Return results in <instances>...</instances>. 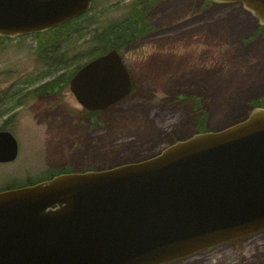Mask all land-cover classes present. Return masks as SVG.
<instances>
[{"label": "water", "instance_id": "95a60500", "mask_svg": "<svg viewBox=\"0 0 264 264\" xmlns=\"http://www.w3.org/2000/svg\"><path fill=\"white\" fill-rule=\"evenodd\" d=\"M93 0H0V38L43 33L86 13ZM237 4L264 28V0ZM68 91L85 111L130 92L115 50L82 64ZM0 132V163L15 159ZM264 231V109L194 133L138 162L61 173L0 191V264H169Z\"/></svg>", "mask_w": 264, "mask_h": 264}, {"label": "rangeland", "instance_id": "374dc122", "mask_svg": "<svg viewBox=\"0 0 264 264\" xmlns=\"http://www.w3.org/2000/svg\"><path fill=\"white\" fill-rule=\"evenodd\" d=\"M135 3L93 0L75 22L78 34L60 40L70 48L68 68L38 62V44L47 46L54 35L0 41V129L17 146L15 159L0 164V190L144 160L198 132L199 119L206 131L220 130L264 98V28L237 4L203 0H140V8H150L144 12L150 31L118 49L130 92L91 122L67 86L33 95L102 52L95 38L130 17ZM169 264H264V231Z\"/></svg>", "mask_w": 264, "mask_h": 264}, {"label": "trees", "instance_id": "16d2710c", "mask_svg": "<svg viewBox=\"0 0 264 264\" xmlns=\"http://www.w3.org/2000/svg\"><path fill=\"white\" fill-rule=\"evenodd\" d=\"M203 1H204V4L205 3L212 4L207 0H203ZM139 5H140V0H136L135 6L131 11L130 17L125 18L121 22L111 25V27L108 26V28H106V30L103 32V35H98V37L95 38L99 42L101 46L100 50L102 52H99L95 56H92V58H89L88 60H86V62L93 59L94 57H97L99 55L106 53L109 50L118 51L119 45L122 46V44L131 43L132 41H135L145 36L147 33H149L150 30L149 31L147 30V26L150 23L148 22V19L144 16V12L146 13L150 9L148 8L149 5L148 6L144 5L141 8L139 7ZM82 16L83 15L71 21H68L67 23L63 25L53 28L49 31L29 35L33 37L54 35V37L52 36L53 38H51L52 42L51 40H49V43L50 42L51 43L48 44L47 46L44 47L38 44V47H37L38 52L36 54L38 62L42 63L43 66H47L50 70H55V71L60 70L61 68H68L69 66H72V60H69L67 58V53L70 48H64L62 46V43L60 44V40L62 39L65 40L66 38H68L69 36L73 34H78V29H74V26H76L75 22L77 21V19L81 18ZM257 29H262V28L257 26ZM6 40L8 39L0 38V41H6ZM80 66L81 65L74 66L72 71L64 77L57 76L55 79L51 78V81L44 83L38 89L34 90L33 95L34 94L35 95L50 94L51 92L54 93L56 91L55 90L56 87L67 86L69 79ZM50 70L48 72V75L50 73ZM260 104L264 106V98H257V99H254V101H251L252 108H262ZM192 108L195 114L200 112V109H198L196 104H194ZM196 130L198 131L196 133L207 132L204 129L203 119L198 120V123L196 125ZM34 183H27L22 186L31 185ZM22 186H10L5 189H13V188H18Z\"/></svg>", "mask_w": 264, "mask_h": 264}, {"label": "flooded vegetation", "instance_id": "af4514ba", "mask_svg": "<svg viewBox=\"0 0 264 264\" xmlns=\"http://www.w3.org/2000/svg\"><path fill=\"white\" fill-rule=\"evenodd\" d=\"M91 5H92V2H91ZM91 5H90V8H91ZM90 8H89V10H90ZM88 10V11H89ZM87 11V12H88ZM86 12V13H87ZM85 14V13H84ZM83 14V15H84ZM140 39V38H139ZM117 53H118V55H119V57H120V59H121V62H122V64H123V61H122V57H121V55L119 54V52L117 51ZM124 65V64H123ZM125 67V66H124ZM126 69V68H125ZM127 71V70H126ZM128 73V72H127ZM131 83V82H130ZM118 103V102H117ZM116 104V103H115ZM114 105V104H113ZM113 105H111L110 107H112ZM101 111H103V110H101ZM101 111H96V112H88V111H85V110H83V112H85V115H86V118H87V120L89 121V122H91V120L94 118H96L97 116H96V114L97 113H99V112H101ZM2 131H6V130H4L3 128H1L0 129V132H2ZM7 132V131H6ZM9 133V132H8ZM12 162V161H11ZM9 163V162H8ZM0 164H6V163H0ZM60 174V173H59ZM55 175H58V174H55ZM55 175H52V174H49L48 176L49 177H47L46 179H42V180H39V181H37V182H40V181H44V180H48V179H50L51 177H53V176H55ZM36 183V182H35ZM4 190V189H3ZM1 191V190H0Z\"/></svg>", "mask_w": 264, "mask_h": 264}]
</instances>
